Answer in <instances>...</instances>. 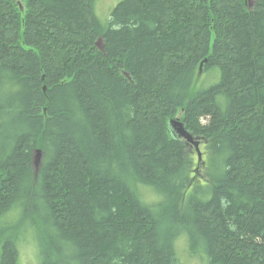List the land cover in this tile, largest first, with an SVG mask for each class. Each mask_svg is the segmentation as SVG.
Here are the masks:
<instances>
[{
    "label": "trees",
    "instance_id": "16d2710c",
    "mask_svg": "<svg viewBox=\"0 0 264 264\" xmlns=\"http://www.w3.org/2000/svg\"><path fill=\"white\" fill-rule=\"evenodd\" d=\"M96 1L0 0V264H264V0Z\"/></svg>",
    "mask_w": 264,
    "mask_h": 264
},
{
    "label": "rangeland",
    "instance_id": "374dc122",
    "mask_svg": "<svg viewBox=\"0 0 264 264\" xmlns=\"http://www.w3.org/2000/svg\"><path fill=\"white\" fill-rule=\"evenodd\" d=\"M119 1L120 0H97L96 1L95 12L98 18L103 23H106L111 9ZM219 78H220V72H219L218 67H213L208 70H204L203 72H201L200 75L197 74L195 81L191 88L192 94H194L195 92L199 90L208 88L209 86L217 83L219 81ZM220 99L223 100V97H220ZM180 116H181V112L178 111L176 114V117L180 118ZM188 144H190L188 146V149L191 151V153L194 155V158H195L196 153L192 146L193 144L189 142ZM199 144L200 146L203 145L202 139H199ZM202 159H203V154H201V160L199 164H197V161L195 163V167H197L199 170L197 174V178H199L200 176L202 177L203 175L204 162H202ZM145 186L141 187L145 189L144 197L149 201L158 199V196L155 195L148 187H145ZM18 248H19V258H20L21 264H39L38 250L35 245V241L31 235L27 236L26 239L22 243L21 241H19ZM178 252H179V255L181 257V261L183 264H210L205 251H204L205 254H202L200 250L195 254L190 253L189 251L186 250L185 241L183 239H180L178 241Z\"/></svg>",
    "mask_w": 264,
    "mask_h": 264
},
{
    "label": "water",
    "instance_id": "95a60500",
    "mask_svg": "<svg viewBox=\"0 0 264 264\" xmlns=\"http://www.w3.org/2000/svg\"><path fill=\"white\" fill-rule=\"evenodd\" d=\"M95 45L100 49L103 50V40L101 37H98L95 41ZM202 63H200V71H201ZM168 128L169 131L177 138L185 140L187 143H192L196 150L198 151V156L200 158V152L198 150L199 139L195 137L186 127L183 121L180 118H170L168 120ZM41 151L40 149L35 151L34 155V166H38L40 163Z\"/></svg>",
    "mask_w": 264,
    "mask_h": 264
},
{
    "label": "bare ground",
    "instance_id": "6f19581e",
    "mask_svg": "<svg viewBox=\"0 0 264 264\" xmlns=\"http://www.w3.org/2000/svg\"><path fill=\"white\" fill-rule=\"evenodd\" d=\"M248 2L250 3V4H252V0H248ZM203 62L204 61H202L201 63L203 64ZM199 67H200V65H199ZM204 70H203V68H202V66H201V71H200V69L198 70V75H200L201 74V72H203ZM173 118H178V117H176V115L173 117ZM194 135V134H193ZM195 137H197L198 139H202V138H200L199 136H196V135H194ZM182 141L186 144V146H187V148H188V146L190 145V144H188L185 140H183L182 139ZM202 141H203V139H202ZM193 146V148H194V151H195V153H196V156H195V160L197 161V162H199L200 160H201V151H200V148L202 147V146H200V144H198V150H199V152H200V158H199V156H198V151L196 150V148H195V146L194 145H192ZM39 150V148H35L34 150H33V154H32V168H33V171H34V175L36 176L37 175V171H38V168H39V166H40V164H41V161H42V151H41V149H40V151H41V157H40V163L38 164V166H34V155H35V151L36 150ZM189 150V149H188ZM190 151V150H189ZM191 152V151H190ZM203 160V159H202Z\"/></svg>",
    "mask_w": 264,
    "mask_h": 264
}]
</instances>
